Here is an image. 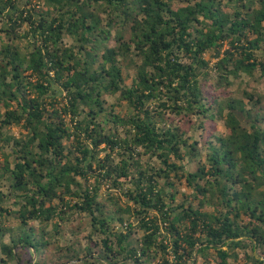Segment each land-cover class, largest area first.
I'll return each instance as SVG.
<instances>
[{
	"label": "trees",
	"instance_id": "16d2710c",
	"mask_svg": "<svg viewBox=\"0 0 264 264\" xmlns=\"http://www.w3.org/2000/svg\"><path fill=\"white\" fill-rule=\"evenodd\" d=\"M0 19V264L82 260L46 257L32 225L73 211L107 236L101 264H152L158 241L215 248L222 264L251 248L244 264H264V0H0ZM103 183L126 189L125 209L111 196L104 213ZM126 213L136 245L132 224L108 223Z\"/></svg>",
	"mask_w": 264,
	"mask_h": 264
},
{
	"label": "rangeland",
	"instance_id": "374dc122",
	"mask_svg": "<svg viewBox=\"0 0 264 264\" xmlns=\"http://www.w3.org/2000/svg\"><path fill=\"white\" fill-rule=\"evenodd\" d=\"M36 2V1H34ZM26 3V0H20V5L21 7ZM2 26V20L0 19V29ZM1 35V34H0ZM65 43H67L69 46L74 44L73 39L67 38L65 39ZM3 44V41L0 38V46ZM208 58H210V56H208ZM212 62L214 63L216 60L215 59H211ZM125 75V74H124ZM125 80H126V85L130 86L131 82H132V77H127L125 75ZM111 105H116V98L114 97H109L107 99V105L106 107H110ZM121 109H125L121 108V107H116L115 111L116 113H119L121 111ZM125 112V110H124ZM224 127L222 125H218V133H223L224 132ZM21 132V129L19 127H13L11 129L10 134L14 135V136H19ZM200 134L201 131L199 133L196 134V139L199 140L200 139ZM65 145L66 147L69 149L70 148V142L65 141ZM204 151V150H203ZM7 152H10V147H7ZM150 163H152V165L159 167V162L157 160H152L150 161ZM188 161H185L184 164L187 165ZM189 170H193L194 169V165H190L187 167ZM81 183L84 184L85 181H80ZM92 186H94V183H92ZM126 188H131L132 189V185H128L126 186ZM177 188V195L175 198V204H181L182 202H184L186 200V197L190 198L193 190L191 188L188 187L185 179L182 180V182L176 185ZM2 191L7 195L9 193V186L7 182H3L2 184ZM168 193H170V188L167 189ZM126 192V189H122V188H113L112 183H106L101 186V189L99 191V202L105 207L104 209V213H106V215H112L113 212H115V210L119 209L118 206H113L112 203L109 202V198L112 197H116V198H121L120 202H119V207H121L122 209L126 208L127 203H129V198L126 197L124 195V193ZM59 203V201H57ZM12 203H9V206ZM194 204H197V202H195ZM131 206L134 207V205L131 203ZM188 206V204H187ZM212 210V209H211ZM68 221L63 223V222H59V219L56 218L55 221L49 223V225L45 226V225H41L39 222H34L32 225L33 227H35V229H45L46 232L49 233L48 235V241H52V246H50L49 250L46 252V257L47 256H52V258H58L60 256L61 253H65L67 252V250L69 249V247H71V249H77L79 256H80V261L77 262H72V263H68V264H101L95 261V258H99L101 257V255H103L105 253V250L102 248L101 242L103 239H105L107 236L103 235L101 233H99L98 231L95 232V234L92 236V238H89V235L92 234V231L94 230L93 226H92V220L91 217L88 216L87 214H77L74 211L70 212V214L68 215ZM119 217L123 219L122 221L119 220H115V221H110L108 220V223L110 225V229L112 232L114 233H127V231L129 230V226L128 224H132L135 228L133 229V236H132V242L134 245H136L138 242H140L139 240L142 238L143 233L141 231H139L136 227L138 224V219L133 216L132 214H119ZM7 226H9L10 228H14L15 229V234L17 233L18 230V220H16L15 216H11L8 221H7ZM55 225H59L58 229H55ZM10 234H7L6 237L4 238L5 242H9L10 241ZM91 240V241H90ZM111 240L115 243V238L111 237ZM79 241L78 244H76ZM97 243V245H96ZM76 245L72 246V245ZM93 246L92 248V253L91 255H89V257L87 256L88 253L90 251H88V246ZM116 247V245H115ZM117 248V247H116ZM70 251V250H68ZM72 251V250H71ZM26 251L24 250H20L19 253L20 254H24ZM214 252L211 251V249H202L201 251H199V263H201L203 261V258L206 256H210L212 255ZM238 257H240L241 255L244 256V259L246 257L247 253H251V248H248L246 250H240L238 251ZM101 254V255H100ZM255 255L258 258H261L262 261H264V251L262 249H258L255 252ZM0 257H2L0 255ZM119 259L122 260V256H117V258H114L113 256L110 257V259ZM93 259V260H92ZM90 260V261H89ZM245 261V260H244Z\"/></svg>",
	"mask_w": 264,
	"mask_h": 264
},
{
	"label": "built area",
	"instance_id": "2783aa9c",
	"mask_svg": "<svg viewBox=\"0 0 264 264\" xmlns=\"http://www.w3.org/2000/svg\"><path fill=\"white\" fill-rule=\"evenodd\" d=\"M162 242V243H161ZM175 241H158L157 247L154 248L152 255H155V259L152 260V264H222L221 259L218 256L217 249L214 250L213 254L203 258V261L199 263V251L205 249L204 245L197 243L190 253L191 249L184 241H179L178 247H175ZM163 244L164 249L158 248ZM227 249V248H223ZM262 260L261 258H259ZM244 256H240L238 261L235 259H229V264H244Z\"/></svg>",
	"mask_w": 264,
	"mask_h": 264
}]
</instances>
